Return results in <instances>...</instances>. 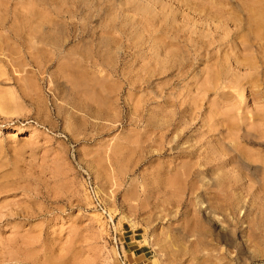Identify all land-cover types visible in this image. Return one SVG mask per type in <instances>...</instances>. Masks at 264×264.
I'll use <instances>...</instances> for the list:
<instances>
[{"label": "rangeland", "instance_id": "1", "mask_svg": "<svg viewBox=\"0 0 264 264\" xmlns=\"http://www.w3.org/2000/svg\"><path fill=\"white\" fill-rule=\"evenodd\" d=\"M0 110V264H264V0H0Z\"/></svg>", "mask_w": 264, "mask_h": 264}, {"label": "built area", "instance_id": "2", "mask_svg": "<svg viewBox=\"0 0 264 264\" xmlns=\"http://www.w3.org/2000/svg\"><path fill=\"white\" fill-rule=\"evenodd\" d=\"M88 189H89V192L91 193L92 195V198L94 199V202H96V205L98 206L99 210L101 211V213L105 214L106 211L105 209L99 204L98 202V199L93 191V188L91 187V185H88ZM121 258V257H120ZM122 264H128L125 260H123Z\"/></svg>", "mask_w": 264, "mask_h": 264}, {"label": "bare ground", "instance_id": "3", "mask_svg": "<svg viewBox=\"0 0 264 264\" xmlns=\"http://www.w3.org/2000/svg\"><path fill=\"white\" fill-rule=\"evenodd\" d=\"M5 113H6V112H2V111L0 110V115H6ZM12 116H13V115H12ZM12 116H11V117H12Z\"/></svg>", "mask_w": 264, "mask_h": 264}, {"label": "crops", "instance_id": "4", "mask_svg": "<svg viewBox=\"0 0 264 264\" xmlns=\"http://www.w3.org/2000/svg\"><path fill=\"white\" fill-rule=\"evenodd\" d=\"M130 253H132V255L134 256V253H133V252H130ZM140 255H142V254H138V255L136 256V258L140 257ZM134 262H135V261H134Z\"/></svg>", "mask_w": 264, "mask_h": 264}]
</instances>
